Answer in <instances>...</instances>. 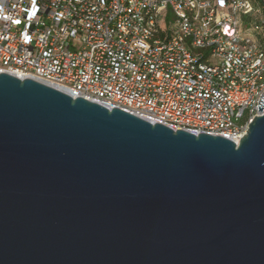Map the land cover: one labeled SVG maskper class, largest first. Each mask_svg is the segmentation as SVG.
<instances>
[{"label": "water", "instance_id": "water-1", "mask_svg": "<svg viewBox=\"0 0 264 264\" xmlns=\"http://www.w3.org/2000/svg\"><path fill=\"white\" fill-rule=\"evenodd\" d=\"M262 100L235 142L0 73V264H264Z\"/></svg>", "mask_w": 264, "mask_h": 264}, {"label": "built area", "instance_id": "built-area-1", "mask_svg": "<svg viewBox=\"0 0 264 264\" xmlns=\"http://www.w3.org/2000/svg\"><path fill=\"white\" fill-rule=\"evenodd\" d=\"M182 1L180 11L184 4H193L197 23H208L207 32L193 30L200 41L217 32L220 50L219 36L228 38V50L223 51L231 70H223L220 62L209 64L216 53L191 58L186 41L178 39L184 22L171 17V0H139L128 20L135 32L140 7H148L149 14L159 10L165 40L164 49L155 52L145 51L133 42V34L115 27L120 0H111L104 12L86 11V17L67 11L63 0H0V73L30 78L151 123L238 142L251 122L245 121L246 112H253V119L259 115L249 109V83L254 81H245L254 49L231 31L236 5ZM210 17H220V24L210 25ZM240 56H248V63H240ZM220 79H229L230 89L218 87ZM222 96L231 97V105H223Z\"/></svg>", "mask_w": 264, "mask_h": 264}, {"label": "bare ground", "instance_id": "bare-ground-1", "mask_svg": "<svg viewBox=\"0 0 264 264\" xmlns=\"http://www.w3.org/2000/svg\"><path fill=\"white\" fill-rule=\"evenodd\" d=\"M42 1V0H32ZM224 2L236 5V24H231V31H236V38L241 42H249L254 49L253 57L249 63V70L245 72V81L249 83V109L257 111L259 101L264 99V1L263 0H224ZM111 0H101L95 4H88V0H63V6L69 12L78 17H86V11L104 12L109 7ZM134 6H139V0H120L115 10V27L123 34H133V42L144 46L145 51L155 52L164 49L165 26L164 17H160L159 10H151L148 7L139 8L138 31L134 32V26L128 24ZM182 0H171L170 14L174 19L184 22L182 32H178L179 41H186V50L190 51L192 59L205 58L208 53H216L209 57V64H222L223 70H231L228 60V38L219 36V48L216 50L217 32H208V39L200 41L199 35L193 30L207 32L208 23H197V14L194 12L193 4H184ZM257 13L258 23L253 26V34L249 38H242L237 28V17L247 11ZM220 17H210V25H219ZM240 63H248V56H240ZM218 87L230 89L229 79L218 80ZM262 98V99H261ZM223 105H231V97L222 96ZM253 112H246L245 121H252Z\"/></svg>", "mask_w": 264, "mask_h": 264}, {"label": "rangeland", "instance_id": "rangeland-1", "mask_svg": "<svg viewBox=\"0 0 264 264\" xmlns=\"http://www.w3.org/2000/svg\"><path fill=\"white\" fill-rule=\"evenodd\" d=\"M259 19L257 18V13L251 10L247 11L245 14H240L237 17V28L239 34L242 38H249L253 34V26L257 24Z\"/></svg>", "mask_w": 264, "mask_h": 264}]
</instances>
